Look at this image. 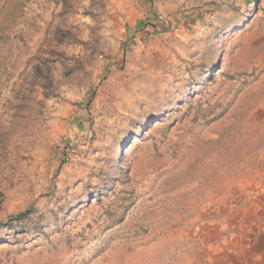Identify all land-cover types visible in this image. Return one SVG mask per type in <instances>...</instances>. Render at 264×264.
Returning a JSON list of instances; mask_svg holds the SVG:
<instances>
[{"label": "rangeland", "instance_id": "374dc122", "mask_svg": "<svg viewBox=\"0 0 264 264\" xmlns=\"http://www.w3.org/2000/svg\"><path fill=\"white\" fill-rule=\"evenodd\" d=\"M259 232L264 0H0V264H244Z\"/></svg>", "mask_w": 264, "mask_h": 264}, {"label": "crops", "instance_id": "0c3cea01", "mask_svg": "<svg viewBox=\"0 0 264 264\" xmlns=\"http://www.w3.org/2000/svg\"><path fill=\"white\" fill-rule=\"evenodd\" d=\"M258 235V243L255 244L256 248L252 252L255 255V258L250 260L249 257H247L248 248L246 246L242 249V251H244V258L242 260L244 264H264V233L259 232ZM236 262L238 263V258L236 261L230 259L226 261V264H236Z\"/></svg>", "mask_w": 264, "mask_h": 264}, {"label": "trees", "instance_id": "16d2710c", "mask_svg": "<svg viewBox=\"0 0 264 264\" xmlns=\"http://www.w3.org/2000/svg\"><path fill=\"white\" fill-rule=\"evenodd\" d=\"M32 211H33L32 208H28L25 211L17 213L16 215H14L10 218V223H11V220H15L17 222L23 221L26 217H28L30 215V212H32ZM10 223H8V224H10Z\"/></svg>", "mask_w": 264, "mask_h": 264}]
</instances>
